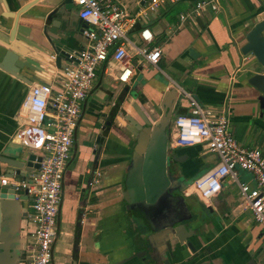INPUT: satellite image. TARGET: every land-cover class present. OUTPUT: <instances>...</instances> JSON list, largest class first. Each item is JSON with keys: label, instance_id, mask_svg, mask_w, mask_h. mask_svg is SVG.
Returning a JSON list of instances; mask_svg holds the SVG:
<instances>
[{"label": "crops", "instance_id": "1", "mask_svg": "<svg viewBox=\"0 0 264 264\" xmlns=\"http://www.w3.org/2000/svg\"><path fill=\"white\" fill-rule=\"evenodd\" d=\"M34 1L26 16L51 13L58 27L22 19L20 23L27 27V33L30 30L32 45L21 44L24 52L36 56L45 50L43 57L49 60L56 51L65 53L90 46L80 35L82 23L76 15L77 7L70 1L0 0V14L15 11L17 3ZM196 1L165 2L155 13L138 19L127 33V39L136 45L129 35L139 42L138 31H150V46L161 50L155 67L136 66L125 85L106 76L112 85L102 87L105 75L101 67L97 69L92 88L80 107L62 175L52 264H264V245L254 243L260 241L262 230L239 199L235 184L225 179L219 194L206 203L187 194L190 184L216 162L206 168L203 156L208 153L200 145L170 148V126L164 134L162 170L154 165L155 157L146 147L139 150L142 179L137 171L128 181L132 152L140 136L126 128L124 116L144 128L136 112L140 111L154 129L163 116L175 117L188 111L186 94L202 107L224 116L234 140L245 148H257L264 158V109L258 103L259 92L247 83L263 70L250 54L239 52L246 33L264 21V1L221 0L216 11L206 10L180 22L179 15L189 12ZM116 2L134 14L145 0ZM170 9L176 11L172 16L168 15ZM11 22L0 17V33L7 32ZM44 25L48 38L40 32ZM261 35L264 37V31ZM28 58L38 62L36 57ZM63 63L65 58L60 62ZM39 66L35 72L23 73L26 81L0 71L1 183L11 181L1 177L7 168L1 161L30 154L10 142L21 120L18 110L22 100L30 86L51 82L57 74L54 64L40 62ZM179 100L184 104L178 105ZM95 172L100 174L96 184L90 182ZM238 178L254 187L247 174H239ZM230 185L235 189L224 194L222 191ZM28 205L27 199L15 203L11 213L1 214L11 220V231L4 238L0 264H25L26 236L31 230ZM178 226L189 231L185 234L177 229V234L188 235L183 244L174 237L173 230ZM187 242L193 249L187 247Z\"/></svg>", "mask_w": 264, "mask_h": 264}, {"label": "built area", "instance_id": "2", "mask_svg": "<svg viewBox=\"0 0 264 264\" xmlns=\"http://www.w3.org/2000/svg\"><path fill=\"white\" fill-rule=\"evenodd\" d=\"M77 7V18L84 24L82 38L90 42L88 48L66 51L64 65L60 64L51 82L30 86L22 100L18 117L20 123L10 136V142L39 157L37 169L27 174L19 184L28 199V219L31 224L26 236L25 264H52L51 245L56 233V214L60 204L61 180L70 157L73 135L78 123L81 104L92 88L99 67L103 75L125 85L136 66H156L160 47L150 46L153 36L146 28L138 31L140 45L127 39L136 21L155 13L175 0H145L130 14L116 0H69ZM221 0H198L184 15L199 16L202 12L216 11ZM263 2L264 0H258ZM131 48L132 54L128 53ZM52 62L55 55H50ZM185 114L174 117L169 132L170 148L200 145L208 154L217 157L216 164L196 178L187 194L206 203L216 197L225 179L236 185L239 199L250 211L253 220L264 231V158L257 148H245L229 132L227 119L211 109L202 107L185 95ZM239 172L250 177L254 187L239 181ZM96 184L100 174L93 173Z\"/></svg>", "mask_w": 264, "mask_h": 264}, {"label": "water", "instance_id": "3", "mask_svg": "<svg viewBox=\"0 0 264 264\" xmlns=\"http://www.w3.org/2000/svg\"><path fill=\"white\" fill-rule=\"evenodd\" d=\"M68 1L69 0H64V2H68ZM34 3L36 2L34 1L32 3H27L24 5H19L17 3L18 9H15V11L10 10V12L8 13L0 14L1 18L12 20L10 28H8V31L4 33H0V71L6 73L10 77L17 80L26 81V79L24 78L25 76H22L23 73H25V71L35 72L36 66L37 69L40 68L39 66L40 62L45 65L54 64L57 68H59L61 60L66 57V54L64 52L56 51L55 59L52 62L43 57L47 54L45 50H43V52L42 51L40 52L41 55L35 56L30 52H26V51L24 52L20 48L21 44H24L28 47H32L31 42L29 41L28 38L30 30L27 33V27L25 28L20 23L22 19L24 18L28 20L35 19L36 21L39 22L41 21V23L45 22L46 25L50 24L51 28L58 27V23L52 21L51 13H47L45 16L44 15L26 16L27 14H25V12H27L28 9ZM46 25L40 28V32L44 37L48 36ZM23 27L25 29H22ZM83 27L84 24L81 25V28ZM36 29H38V27H36ZM263 31H264V21H260L256 23L253 26V28L250 31H248L244 36V44L239 49L241 55L250 54L263 70L262 74H254L247 81L248 85H250L260 94V96L258 97V103L260 109H264V97H263L264 96V37L261 35ZM27 56L36 57L35 59L39 63L28 58ZM136 112L139 114V117L143 121L145 126L144 128H141L140 126L136 125V123L130 118V116H126V115L124 116V120L128 123L126 128L132 134H135V136H140L137 142L141 143L140 146L138 143H136V147L132 152V157H131L132 161L128 169V181H131L132 179L131 176L137 173V171H139L141 179L143 177L142 176L143 170L141 171V168L143 167L142 157L140 156L139 150H142L146 147L147 149L150 148V150L152 151V154L150 156L155 157L154 165L158 167L160 170H162L164 166V158H165L164 151H165L166 141L164 139L163 130L166 122V116L162 117V119L158 124V127L151 129L150 123L140 113V111H136ZM158 160H160V164ZM39 161L40 158L35 157L34 154H27L20 156L19 159L17 160L1 161V163H3L7 167L6 170L2 173L1 177L3 179H8L11 181L7 183H1L0 181V252L4 250V238L9 236L10 235L9 232L11 231V223H10L11 220L6 218L5 216L1 217V214L11 213L10 211L11 207H13L15 203H19L27 200L26 192L24 190H21L19 184L27 180L26 176L29 172H31L34 169H37ZM134 170L135 172L132 173ZM22 216H25V213H23ZM57 216H58V212L56 214V218ZM55 228H56V233L53 244L51 245V251L54 242L58 237L57 223ZM177 229H181L182 232H184L185 234L188 233L189 231L184 226H178L173 230L174 234L176 233L174 237L177 239L178 244H183V242L188 237V235L182 236L180 234H177L178 232ZM185 244L187 245V247L190 248L192 246L190 242H187ZM246 264H254V263L252 261H249Z\"/></svg>", "mask_w": 264, "mask_h": 264}, {"label": "rangeland", "instance_id": "4", "mask_svg": "<svg viewBox=\"0 0 264 264\" xmlns=\"http://www.w3.org/2000/svg\"><path fill=\"white\" fill-rule=\"evenodd\" d=\"M175 9H170L169 11H168V15L169 16H172V15H174L175 14ZM133 43H135L136 44V46H139L140 45V43L139 42H137L136 41V39L133 37V36H131V35H129V37H128ZM64 64V63H63ZM105 85H112L110 82H109V79L106 77V76H103L102 77V82H101V86L100 87H102V86H105ZM98 91H101L100 89H98ZM264 97V96H263ZM178 105H183L184 104V102H182V101H178V103H177ZM177 108V107H176ZM173 120H174V117H173V115H168V116H166V122H165V126H164V130H163V132H164V134L166 135L167 134V130H168V128H169V126H171V124L173 123ZM249 148V147H248ZM251 148V147H250ZM203 159L205 160V162L208 164L207 166H206V168L207 167H210V166H212L215 162H217V157L215 156V155H213V154H205L204 156H203ZM239 174H242V172H239ZM235 189V186H229V189H227V190H223L222 192L225 194H227V191H228V193L229 194H231L232 192H233V190ZM199 215H202L201 213H199ZM247 215V214H246ZM260 241L258 242V243H256L255 241H254V243L257 245V244H259V245H264V231L262 230V232H261V236H260Z\"/></svg>", "mask_w": 264, "mask_h": 264}, {"label": "flooded vegetation", "instance_id": "5", "mask_svg": "<svg viewBox=\"0 0 264 264\" xmlns=\"http://www.w3.org/2000/svg\"><path fill=\"white\" fill-rule=\"evenodd\" d=\"M172 125V124H171ZM170 129H171V126H170ZM170 132V131H169ZM191 248L193 249V247L191 246Z\"/></svg>", "mask_w": 264, "mask_h": 264}]
</instances>
